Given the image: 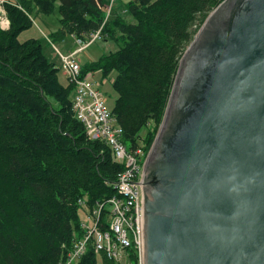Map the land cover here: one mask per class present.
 <instances>
[{
    "label": "trees",
    "instance_id": "trees-1",
    "mask_svg": "<svg viewBox=\"0 0 264 264\" xmlns=\"http://www.w3.org/2000/svg\"><path fill=\"white\" fill-rule=\"evenodd\" d=\"M224 1L132 0L123 12L113 7L107 20L109 0L6 5L10 28L0 30V264L65 261L85 235L82 214L119 197L115 183L123 170L110 146L91 139L75 117L73 84L46 57L41 41L20 42V34L37 17L59 13L52 40L71 35L85 42L101 31L103 41L116 42L115 52L84 65L82 73L99 74L101 86L109 83L102 92L109 87L108 108L125 143L150 151L183 53ZM129 260L137 264L133 251ZM75 264L118 263L96 254L90 243Z\"/></svg>",
    "mask_w": 264,
    "mask_h": 264
},
{
    "label": "water",
    "instance_id": "water-1",
    "mask_svg": "<svg viewBox=\"0 0 264 264\" xmlns=\"http://www.w3.org/2000/svg\"><path fill=\"white\" fill-rule=\"evenodd\" d=\"M144 194L146 264H264V0H225L197 33Z\"/></svg>",
    "mask_w": 264,
    "mask_h": 264
},
{
    "label": "built area",
    "instance_id": "built-area-1",
    "mask_svg": "<svg viewBox=\"0 0 264 264\" xmlns=\"http://www.w3.org/2000/svg\"><path fill=\"white\" fill-rule=\"evenodd\" d=\"M114 1L109 0L104 10L106 20L111 15ZM7 4H9L7 0H0V30L10 28ZM101 40V31H98L90 35L85 42L78 40V48L74 52L59 55L61 69L74 87L75 117L83 124L86 134L91 139L106 142L110 146L113 160L123 168L118 173L115 183L119 197L98 203L96 208L88 212L89 219L83 222L85 230L83 239L75 243L68 258L60 264H75L84 255L90 243L93 244L96 254L103 253L109 260L118 264L129 259L131 251L136 255L137 264H146L143 234L144 175L150 151H145L139 146L127 147L124 131L108 108L101 84L96 81L94 75L84 76L82 73L78 55ZM106 207H109L111 214L104 219L102 215Z\"/></svg>",
    "mask_w": 264,
    "mask_h": 264
},
{
    "label": "rangeland",
    "instance_id": "rangeland-1",
    "mask_svg": "<svg viewBox=\"0 0 264 264\" xmlns=\"http://www.w3.org/2000/svg\"><path fill=\"white\" fill-rule=\"evenodd\" d=\"M12 1L16 2L19 0H12ZM131 1L132 0H115L113 3V7L115 9V7L119 6L118 11L123 12L125 10V8L127 7V5L129 4V2H131ZM59 27H60L59 13H55L54 15H51V16L42 15L41 17L36 18V23H35V25H33V27L31 29L25 30L20 34L19 40H20V42H25L28 39L40 40L42 45H43V50H44V54L46 55V57L50 61L55 63L59 68H61L62 63H61V58H60L59 53H61L63 55H68V54L72 53L73 51H75L78 48V45H77L78 40L71 35L67 36L65 38V40L62 42L54 41L51 38H49L50 35L52 33H54V31L56 29H58ZM116 44H117L116 42L103 41V40L93 43L88 49H86L83 53L78 55L79 60H81L82 68L86 64L87 65L92 64V63H88L89 61L86 59L87 56L91 57L96 62L104 54H107L109 52H115L117 50V48H119V47H117ZM191 44H190V46H191ZM189 47L186 49V51H184L182 58L184 57V55L187 52V50L189 49ZM62 73L64 74L63 71H62ZM64 76H65V74H64ZM95 77H96V81L99 82V74L97 76L95 75ZM62 80L65 81L63 76H62ZM105 84H109V83L105 82L103 85H105ZM174 84H175V82H174ZM103 85L101 87H103ZM173 88H174V86H173ZM108 90H109V87H106V86L103 89L104 94H105L104 96H106V99L108 102L107 105L109 104V107H111L112 106L110 103V100H111L110 96L111 95H110V93H108ZM146 131L147 130L144 129L141 133L143 135H145ZM126 145L128 148L131 147V145H129V144H126ZM91 214H92V212H90V215ZM88 217H89V214H87V211H86L85 213L82 214V221L83 222L86 221V219H89ZM102 217H104V219L108 218L104 215H102ZM129 262H131L129 259H125V260H123L122 264H129Z\"/></svg>",
    "mask_w": 264,
    "mask_h": 264
},
{
    "label": "crops",
    "instance_id": "crops-1",
    "mask_svg": "<svg viewBox=\"0 0 264 264\" xmlns=\"http://www.w3.org/2000/svg\"><path fill=\"white\" fill-rule=\"evenodd\" d=\"M8 1H10V0H8ZM12 1V0H11ZM12 2H14V1H12ZM119 7V6H118ZM118 7H115V9H119ZM39 17H41V16H39ZM35 23H36V19L34 20V25H35ZM59 29V28H58ZM58 29H56L54 32H56ZM44 33V32H43ZM89 62L88 63H93V62H95L91 57H89V56H87V58H86Z\"/></svg>",
    "mask_w": 264,
    "mask_h": 264
}]
</instances>
